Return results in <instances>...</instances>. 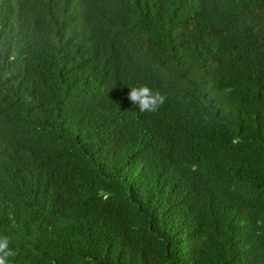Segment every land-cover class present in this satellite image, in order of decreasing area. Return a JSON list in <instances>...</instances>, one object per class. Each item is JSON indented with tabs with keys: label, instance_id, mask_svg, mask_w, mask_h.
Masks as SVG:
<instances>
[{
	"label": "trees",
	"instance_id": "1",
	"mask_svg": "<svg viewBox=\"0 0 264 264\" xmlns=\"http://www.w3.org/2000/svg\"><path fill=\"white\" fill-rule=\"evenodd\" d=\"M0 235L9 264H264V0H0Z\"/></svg>",
	"mask_w": 264,
	"mask_h": 264
},
{
	"label": "clouds",
	"instance_id": "2",
	"mask_svg": "<svg viewBox=\"0 0 264 264\" xmlns=\"http://www.w3.org/2000/svg\"><path fill=\"white\" fill-rule=\"evenodd\" d=\"M127 98L140 112H155L165 100L161 93L144 84L130 87ZM15 255L16 251L10 247L9 238L0 235V264H9V258Z\"/></svg>",
	"mask_w": 264,
	"mask_h": 264
}]
</instances>
